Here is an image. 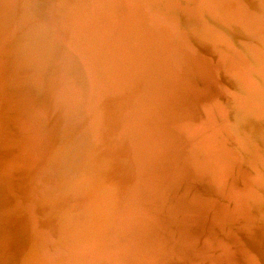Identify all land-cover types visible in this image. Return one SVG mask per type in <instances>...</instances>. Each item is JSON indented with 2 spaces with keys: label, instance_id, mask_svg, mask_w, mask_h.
Segmentation results:
<instances>
[{
  "label": "bare ground",
  "instance_id": "obj_1",
  "mask_svg": "<svg viewBox=\"0 0 264 264\" xmlns=\"http://www.w3.org/2000/svg\"><path fill=\"white\" fill-rule=\"evenodd\" d=\"M209 1L0 0V264H264V0Z\"/></svg>",
  "mask_w": 264,
  "mask_h": 264
},
{
  "label": "rangeland",
  "instance_id": "obj_2",
  "mask_svg": "<svg viewBox=\"0 0 264 264\" xmlns=\"http://www.w3.org/2000/svg\"><path fill=\"white\" fill-rule=\"evenodd\" d=\"M180 1L188 2V0H180ZM207 1H209V0H207ZM178 3H179V0H168V4L169 5H173V6L171 8H168L167 7L166 10L159 9L160 12L162 13L160 16H162L163 19H168V20L171 19L170 21H173V19H175V21H178L179 22V17H175L176 16V12L179 11L177 9V7H176V5ZM182 3H184V2H182ZM182 5H184V4H182ZM179 13H181V12H179ZM189 26H191V25H189ZM180 32H181V37L183 38V40L181 42L180 41H174L173 43H180V44H182L183 45V49L187 50L190 53V55L192 56L193 53H195V51H196V43L192 39L187 38L184 35V32H183L182 29H181ZM240 32H241V35H243V34L245 35L244 29H241ZM54 36H56V35H53V37ZM57 36H58V40H57V42L54 41L53 42V45L55 47H57V49H58L59 52L55 56V58L53 59V61L56 58H60V59H62L63 62L66 63V65H68L72 69V71L78 69L81 72L85 73V75H86V71H85V68H84L85 51L82 48H77V47H73V46L68 45V43L65 40H62V38L58 34H57ZM50 37H52L51 34H50ZM184 38H185V40H184ZM243 40H245V39H243ZM190 42L191 43H194V44H191ZM197 47H199L201 49V52H202L201 54H197V57L199 58V60L201 62H203V63H205V62L208 63L209 62V58H210V56L212 54V52H211V45L202 42L200 44V46L197 45ZM193 57H195V60H198L197 57H196V55L192 56V58ZM50 62H51V59H47L44 62L40 63V65H39V66H41V69L39 71V76L40 77H42L43 74L46 72V69H47L46 67H47L48 64H50ZM65 72H67V70ZM190 78H191V73H190ZM80 84H81V86L78 85V84L76 85L74 83V85L76 87H82V83L81 82H80ZM35 96H36V94H32V98H34ZM36 99H38V97H36ZM55 121L58 123V127L59 128L61 126L65 125V124H67L70 128L75 129V130L81 129L82 127H84V129H86L85 126H84V124L82 122L81 123H82L83 126H81L77 122V120H75L73 122V119L71 120L70 116H66V118H63V119L56 117L55 118ZM81 133H85V131H83ZM76 139H78V138H76ZM78 140H79L81 146L83 147V145H84V139L83 140L78 139ZM26 225H27V222H26ZM26 228L28 230V227H26Z\"/></svg>",
  "mask_w": 264,
  "mask_h": 264
}]
</instances>
